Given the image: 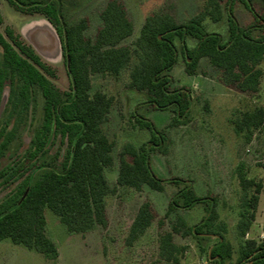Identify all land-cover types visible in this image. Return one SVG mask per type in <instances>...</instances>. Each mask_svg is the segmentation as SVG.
<instances>
[{"label":"trees","instance_id":"1","mask_svg":"<svg viewBox=\"0 0 264 264\" xmlns=\"http://www.w3.org/2000/svg\"><path fill=\"white\" fill-rule=\"evenodd\" d=\"M223 1L205 0L203 11L181 23L167 13L153 14L147 17L139 36L131 44H125V40L134 33V25L120 0L107 2L100 13L101 26L95 35L87 33L86 18L67 20L62 0H8L22 13L43 12L52 20H60L64 30L62 49L66 62L70 64L73 90L64 100L51 80L54 70L11 27H6L4 33L0 31L3 49L0 104L5 81L10 80L14 86L12 110L20 117L30 105L32 90L39 87L45 99L46 122L49 127L54 122L68 135L70 143L62 170L51 166L31 169L13 198L0 209V242L10 239L16 245L43 254L48 260H56L59 250L46 231V209L59 217L70 234H84L97 226H108L106 198L116 189L110 185L106 175L107 168L114 164V158L113 143L104 133L103 124L110 113L112 99L101 91L91 93L94 75L119 76L128 69L130 86L145 92L150 105L158 110L174 111L173 127L189 117L193 101L191 89L173 87L170 72L178 64L180 56L189 74L197 72L201 61L208 59L223 73L228 83L241 92L256 93L260 90L264 62V8L262 13H258L254 0H240L255 18L253 27L244 28L234 14L237 0H228L229 32L225 40L217 32H205L203 25L208 17L220 19ZM0 23H3L1 10ZM256 29L259 34L255 33ZM189 37L197 40L193 49L188 46ZM176 41L180 42V50ZM136 120L141 127L149 129L151 138L140 149L129 146L123 151L117 184L135 190L148 186L163 191L165 181L155 173L151 160L153 152L163 147L164 136L148 119L137 116ZM232 123L237 134H245L247 141H251L254 132L264 128V107L241 112ZM126 154L131 156V160ZM237 172L242 196L237 224L239 247L236 264H264V238H247L257 218L264 184L249 178L244 164L238 166ZM172 183L183 186L171 199L167 215L178 208L208 203L209 198L198 196L191 183L179 178H174ZM216 207L217 201L212 199L207 216L200 223L189 227L179 219L172 232L166 231L161 235L159 256L165 264H181L186 251L185 246L175 242L173 232L192 236L199 244L206 237H213L216 241L203 250L208 260L225 264L232 259L234 248L225 236L226 226L223 224L219 230ZM154 220L151 202L142 203L131 225L127 244L132 245L140 239Z\"/></svg>","mask_w":264,"mask_h":264},{"label":"rangeland","instance_id":"2","mask_svg":"<svg viewBox=\"0 0 264 264\" xmlns=\"http://www.w3.org/2000/svg\"><path fill=\"white\" fill-rule=\"evenodd\" d=\"M110 0H62L63 13L68 21L80 18L88 20L89 35H95L101 26L100 13ZM133 21L134 33L125 40L131 44L140 34L147 17L167 13L181 23L191 19L204 9L205 0H120ZM228 0L221 5L218 20L208 17L203 25L205 32H217L227 40L229 22L226 12ZM258 13L263 12V0H254ZM3 23L0 31L11 27L21 40L31 46L41 60L51 67V78L66 100L72 93V74L62 49L63 25L43 12L32 14L17 11L8 0H0ZM234 14L241 27H253L255 18L240 0L235 2ZM259 30L256 29L255 33ZM193 49L197 40L188 38ZM180 50L181 45L176 41ZM28 62L35 64L23 55ZM3 49L0 46V66ZM260 90L256 93L241 92L228 83L223 73L203 59L197 72L189 74L180 56L178 64L170 72L173 87H185L192 91L191 112L178 126H172L175 113L158 110L148 103L147 94L130 86L129 70L119 76L96 74L92 77L91 93L101 91L112 99V106L103 131L113 143L114 164L106 175L116 192L106 198L108 226H97L84 234H70L51 210H45L46 231L58 247L59 257L48 260L41 253L14 244L10 239L0 242V264H165L159 256L161 235L172 232L179 219L192 227L200 223L208 213L211 200L217 201L219 230L226 226L225 236L234 248L232 259L225 264H236L239 239L240 198L242 189L238 178V166L244 164L249 178L264 184V128L254 132L251 141L245 134H237L232 123L241 112L264 107V62ZM14 86L5 81L0 104V209L13 198L17 187L30 170L38 166H51L62 170L69 149L68 135L54 122H46L45 99L39 87H34L28 108L19 117L12 110L11 97ZM137 116L153 122L164 136L161 150L152 154L151 166L162 178L164 190L148 186L142 190L121 187L117 184L120 158L126 147L140 149L151 138V132L141 127ZM5 147H2L4 142ZM128 160L131 156L126 154ZM174 178L191 183L200 197H208V203L178 208L167 215L171 199L183 185L172 183ZM151 202L155 220L146 233L132 245L127 244L131 225L142 203ZM182 201V200H181ZM180 201V202H181ZM256 223L249 239L264 238V186L260 195ZM181 225V224H180ZM181 230L183 226L181 225ZM175 242L185 246L181 264H216L208 260L204 249L216 240L206 237L201 244L192 236L174 233Z\"/></svg>","mask_w":264,"mask_h":264},{"label":"crops","instance_id":"3","mask_svg":"<svg viewBox=\"0 0 264 264\" xmlns=\"http://www.w3.org/2000/svg\"><path fill=\"white\" fill-rule=\"evenodd\" d=\"M256 221H257V220H256ZM256 221H255V223H256ZM252 228H253V227H252ZM251 230H252V229H251ZM249 235H250V232H249L248 236H249ZM248 236H247V237H248Z\"/></svg>","mask_w":264,"mask_h":264},{"label":"water","instance_id":"4","mask_svg":"<svg viewBox=\"0 0 264 264\" xmlns=\"http://www.w3.org/2000/svg\"><path fill=\"white\" fill-rule=\"evenodd\" d=\"M69 63V62H68ZM70 65V64H69Z\"/></svg>","mask_w":264,"mask_h":264}]
</instances>
